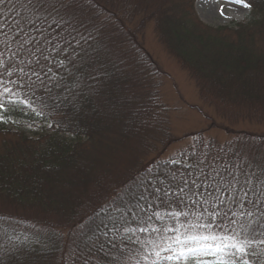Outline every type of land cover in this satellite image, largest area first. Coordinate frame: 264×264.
<instances>
[{
    "label": "trees",
    "instance_id": "16d2710c",
    "mask_svg": "<svg viewBox=\"0 0 264 264\" xmlns=\"http://www.w3.org/2000/svg\"><path fill=\"white\" fill-rule=\"evenodd\" d=\"M195 1L93 0L94 7H86L84 14L92 20L94 47L109 73L96 92L81 106L47 107L42 116H34L26 105L8 112L11 106L5 103L3 124L16 131L0 128V213L11 217L4 225L8 234L27 235V245L37 248L21 255L20 264H64L62 256L70 248L79 250L85 239L75 235L80 226L90 229L98 223L89 221L92 212L144 169L155 167V161L173 156H162L171 144L189 141L178 153L200 140L225 144L264 137V131H234L229 125L221 126L229 135L223 142L205 130L181 138L170 130L164 70L140 39L151 22L159 41L196 84L204 105L230 125L264 124V46L258 39L264 33V0H246L252 7L245 21L216 28L197 17ZM33 108L40 110L35 104ZM25 126L39 132L31 136ZM125 147L130 161L124 169L135 162L137 169L125 171L126 183L115 184L114 176L124 171L113 169L111 178L105 176L108 167L99 157ZM97 166L103 168L91 183L102 188L96 200L81 194L74 181ZM0 244L10 246L6 236H0ZM42 245L50 250L47 256L40 253ZM122 250L128 252L127 247Z\"/></svg>",
    "mask_w": 264,
    "mask_h": 264
},
{
    "label": "snow or ice",
    "instance_id": "6c2138e0",
    "mask_svg": "<svg viewBox=\"0 0 264 264\" xmlns=\"http://www.w3.org/2000/svg\"><path fill=\"white\" fill-rule=\"evenodd\" d=\"M86 7L93 0H0V112L7 103L8 112L26 105L42 116L96 92L109 73ZM154 164L92 212L89 221L98 223L80 226L75 235L85 239L64 264H264V137L200 140ZM9 219L0 213V236L10 245L0 244V264H20L37 248L27 235L8 234Z\"/></svg>",
    "mask_w": 264,
    "mask_h": 264
},
{
    "label": "rangeland",
    "instance_id": "374dc122",
    "mask_svg": "<svg viewBox=\"0 0 264 264\" xmlns=\"http://www.w3.org/2000/svg\"><path fill=\"white\" fill-rule=\"evenodd\" d=\"M194 8L197 17L204 24L214 28L233 26L234 24L245 20L250 11V8H245L241 4L235 3L234 0H196ZM263 37L264 33L258 37L262 46H264ZM140 39H142L146 50L154 57L164 70L165 75L162 79V94L164 96V102L169 108V127L175 137L181 138L186 133L205 130L207 131L206 133L208 136L214 137L223 142L229 138V135L225 132V130H222V125H229L228 127L234 131H264V124L256 125L249 122H242L237 125L227 124L226 121H223L216 114L213 107L204 105L199 97L196 84L178 63V61L169 54L164 45L159 41L154 31V25L152 22L149 23L145 34ZM4 126L7 129L16 131V128L11 124L0 123V128ZM25 127L31 136L39 132V128L37 127ZM188 142V140H180L171 144L162 156L168 157L175 154L179 149L188 144ZM100 149L103 150L104 148L101 146ZM126 150V147L122 148V152H118L116 154L113 153V151H110L107 154L104 151L100 152V154L105 153V155L103 157H99V159L102 160V163H106L108 169L110 170L105 169V176H109L111 178V173H113L111 171L113 169H122L124 171V174L122 173V175L120 174L116 177L114 176L115 180L113 182H115V184L126 183L125 171L135 172L137 169L136 162L131 163L128 170L124 169L127 165H129L127 161H130L127 156L128 154L125 153ZM100 167L103 168V166H97L96 168H91V172L83 171V179L74 181V185L77 186L75 188L82 187V192L80 193L85 195V197L87 196L89 199L95 196V199L97 200L101 197L99 196V193L102 188H98L99 183L96 184L97 188H94V183L91 185L93 178L99 180L97 172L100 170ZM90 190L91 192H89ZM112 190H114V188ZM90 206L91 209H89L91 212L94 206L92 204Z\"/></svg>",
    "mask_w": 264,
    "mask_h": 264
}]
</instances>
